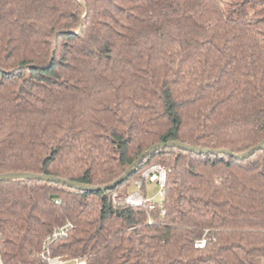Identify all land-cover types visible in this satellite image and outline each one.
Wrapping results in <instances>:
<instances>
[{"label":"trees","instance_id":"16d2710c","mask_svg":"<svg viewBox=\"0 0 264 264\" xmlns=\"http://www.w3.org/2000/svg\"><path fill=\"white\" fill-rule=\"evenodd\" d=\"M170 142L264 143V0H0V175L102 187ZM154 165L168 170L154 210L114 199ZM66 224L52 254L87 264H256L264 149L168 147L104 192L0 181L3 264H41Z\"/></svg>","mask_w":264,"mask_h":264},{"label":"built area","instance_id":"2783aa9c","mask_svg":"<svg viewBox=\"0 0 264 264\" xmlns=\"http://www.w3.org/2000/svg\"><path fill=\"white\" fill-rule=\"evenodd\" d=\"M168 177V170L162 165H154L145 171L141 177L134 183L138 191L132 192L126 197L122 198L119 195H114L115 200H123L124 204L138 207L147 205L150 210H154L157 206L152 199H149L144 193L146 185L148 183L158 184L160 186L159 195L165 197V187ZM161 209L163 207L161 206ZM164 210L161 211V216H164ZM149 222H152V219L149 217ZM72 226L66 224L54 229V231L46 238L42 252L40 254L41 264H87V261L83 258L69 259L62 256H55L52 254L51 244L54 241L65 238L68 235V232ZM206 244L205 240L198 241L195 244L196 248H203ZM0 264H3L0 259Z\"/></svg>","mask_w":264,"mask_h":264},{"label":"water","instance_id":"95a60500","mask_svg":"<svg viewBox=\"0 0 264 264\" xmlns=\"http://www.w3.org/2000/svg\"><path fill=\"white\" fill-rule=\"evenodd\" d=\"M168 147H175L179 148L182 150L194 152L196 154H212V155H229V156H234L239 159H245L251 155H253L256 151L264 149V143L258 145L255 148L250 149L247 153H244L242 155H235L231 153L228 150H203V149H197L194 147H190L181 143L177 142H170L166 144H158L153 147H151L148 151L144 152L142 155L138 157V159L129 167V169L115 182L107 185V186H102V187H92V186H86V185H81V184H74L68 181H64L59 178L55 177H47L43 175H35V174H30V173H9V174H3L0 175V181L2 180H10V179H27V180H46V181H53V182H58V183H64L68 186H72L75 188H78L83 191H89V192H104L107 190H112L115 189L117 186L123 184L126 182L132 175L136 173L138 170L139 166L151 155H153L155 152L168 148Z\"/></svg>","mask_w":264,"mask_h":264},{"label":"rangeland","instance_id":"374dc122","mask_svg":"<svg viewBox=\"0 0 264 264\" xmlns=\"http://www.w3.org/2000/svg\"><path fill=\"white\" fill-rule=\"evenodd\" d=\"M133 192L138 191L137 187L134 185ZM160 192V186L158 184H152L148 183L146 185V189L144 190V193H146V196L149 199H152L155 203H162L164 198L159 195Z\"/></svg>","mask_w":264,"mask_h":264},{"label":"crops","instance_id":"0c3cea01","mask_svg":"<svg viewBox=\"0 0 264 264\" xmlns=\"http://www.w3.org/2000/svg\"><path fill=\"white\" fill-rule=\"evenodd\" d=\"M253 262L256 264H264V258L261 257L254 258Z\"/></svg>","mask_w":264,"mask_h":264}]
</instances>
